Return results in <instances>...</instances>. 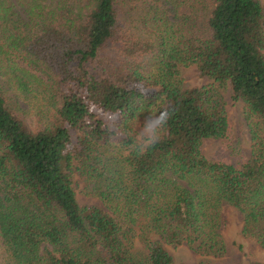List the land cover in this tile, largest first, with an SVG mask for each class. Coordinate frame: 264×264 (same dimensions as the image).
Wrapping results in <instances>:
<instances>
[{
  "label": "trees",
  "instance_id": "16d2710c",
  "mask_svg": "<svg viewBox=\"0 0 264 264\" xmlns=\"http://www.w3.org/2000/svg\"><path fill=\"white\" fill-rule=\"evenodd\" d=\"M191 64L212 83L184 87ZM205 139L223 141L214 158ZM74 168L101 206L78 203ZM223 203L264 247L261 0H0V264H176L165 246L183 243L218 257Z\"/></svg>",
  "mask_w": 264,
  "mask_h": 264
},
{
  "label": "rangeland",
  "instance_id": "374dc122",
  "mask_svg": "<svg viewBox=\"0 0 264 264\" xmlns=\"http://www.w3.org/2000/svg\"><path fill=\"white\" fill-rule=\"evenodd\" d=\"M264 5V0H261ZM184 87L201 86L212 83V80L199 74L195 64L180 67ZM225 102L228 119L229 140L240 148L247 158L251 151L250 135L243 115V102L231 99L229 85L220 90ZM26 106L25 103H23ZM155 115L145 117L134 122L132 129L138 139L149 138L155 135L157 127ZM225 142V141H224ZM222 139H205L201 145V152L207 158H214L221 150ZM75 165L77 163L75 162ZM74 165V166H75ZM73 188L77 201L81 206H101V201L86 190L85 179L75 168L71 174ZM220 232L224 241L225 250L221 256L202 255L186 244L177 246L166 244V248L176 264H245L254 261H264V247L254 237L246 236L242 232L243 218L236 208L223 203L220 211Z\"/></svg>",
  "mask_w": 264,
  "mask_h": 264
}]
</instances>
